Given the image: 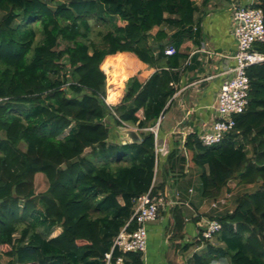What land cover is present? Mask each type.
I'll list each match as a JSON object with an SVG mask.
<instances>
[{
	"label": "trees",
	"instance_id": "1",
	"mask_svg": "<svg viewBox=\"0 0 264 264\" xmlns=\"http://www.w3.org/2000/svg\"><path fill=\"white\" fill-rule=\"evenodd\" d=\"M197 10L196 0H0V247H10L0 251V264H106L152 185L156 141L147 128L177 91L183 46L198 34ZM93 20L106 27L99 41ZM168 46L176 53L166 54ZM255 48L264 52V41ZM138 63L147 68L142 82ZM103 67L121 69L109 95L114 105L105 100ZM248 76L249 105L232 132L211 146L197 133L186 137L202 170L201 196L220 201L237 191L235 207L214 215L225 246L209 242L190 264L225 256L231 264H264V61ZM108 118L138 127L141 142H112ZM179 146L168 153L167 175L185 169ZM172 215L182 234V206ZM120 255L144 264L141 252L115 248L113 262Z\"/></svg>",
	"mask_w": 264,
	"mask_h": 264
},
{
	"label": "crops",
	"instance_id": "2",
	"mask_svg": "<svg viewBox=\"0 0 264 264\" xmlns=\"http://www.w3.org/2000/svg\"><path fill=\"white\" fill-rule=\"evenodd\" d=\"M196 2L199 6L195 13L196 42L187 41L183 46L188 55L182 66L183 74L175 84L176 93L160 118L158 143H166L168 153L176 142L180 145V135L176 130L199 135L217 118L214 106L218 92L224 80L232 75L231 69L235 65V60L229 57L237 48L231 6L234 3L248 4L250 0H212L206 7L202 6V0ZM109 58L114 56H108L106 60ZM138 65L143 70L139 73L142 82L147 68ZM111 69L114 74L115 70L113 67ZM123 128L113 125L112 142L124 144ZM168 153L160 156L156 187L166 193L169 199L176 201V205L182 206L185 225L182 234L175 232L173 207L167 205L162 208L159 217L147 225L148 243L144 264H190L193 254L205 251L209 242L224 247L220 232L210 240H205L201 234L207 222L216 219L214 215L235 207V201L228 202L230 193L227 191L223 198L225 202L216 206L213 205L214 201L201 196L202 170L191 160L189 152L183 173L167 175ZM55 230L61 231V227ZM212 264H231V258L216 257Z\"/></svg>",
	"mask_w": 264,
	"mask_h": 264
},
{
	"label": "built area",
	"instance_id": "3",
	"mask_svg": "<svg viewBox=\"0 0 264 264\" xmlns=\"http://www.w3.org/2000/svg\"><path fill=\"white\" fill-rule=\"evenodd\" d=\"M261 0H250L248 4L234 3L231 6L232 16L234 20L233 33L236 38V51L229 57L235 60V65L231 69L232 75L224 80L218 92L217 101L214 108L217 111V118L212 124L199 134V139L205 146H211L220 143L227 134L232 132L236 127V116L246 111L250 101L251 82L248 76V68L252 65L264 61V52L255 48V44L264 41V10L260 6ZM166 54L176 53L174 46H168L165 50ZM228 57V55H224ZM110 91L105 98L109 105H114L109 100ZM159 124L149 127L155 134V158L156 170L150 189L143 193L137 200L135 210L130 221L121 229L114 239L112 250L106 253V264H134L131 261L126 263L124 255H120L113 262V250L120 249L123 254L128 252H141L142 260L147 250L148 243V223L155 221L162 208L167 205L174 207L176 201L169 199L163 191L155 192L157 181V165L161 155L168 153L166 143L160 145ZM124 128H134L138 131V127L124 123ZM180 135V149L188 159V150L186 148L187 133L183 130H176ZM187 164V163H186ZM224 199L214 201L213 205L224 203ZM188 204V203H187ZM131 221H135L136 226L129 229ZM222 230V223L218 219H211L207 222L206 228L202 231V238L206 240L213 239L216 234Z\"/></svg>",
	"mask_w": 264,
	"mask_h": 264
},
{
	"label": "rangeland",
	"instance_id": "4",
	"mask_svg": "<svg viewBox=\"0 0 264 264\" xmlns=\"http://www.w3.org/2000/svg\"><path fill=\"white\" fill-rule=\"evenodd\" d=\"M0 15H2V12H0ZM93 22H94V20H93ZM102 29L103 30H106V27L103 26L102 24H97L96 22H94V31L92 33V38L94 40L99 41V37H98L97 32L99 30H102ZM105 72H106V75H107V87H108V92H109L110 90H114V87L116 86V82L115 81L116 80L118 81L120 79L121 69H119V68L115 69L114 74H113L112 71L110 73H108V71H105ZM107 122H109V124L112 126V128H113V125L115 126V123L114 122H111L110 118H108V121ZM42 185L40 184L39 188L42 187ZM228 193H230V192H228ZM234 193H237V191L236 192L233 191L232 194L230 193V195L227 196L228 197V202L234 201V198H235V195H236ZM58 231H60V230H57V231L55 230L53 232V235H55L56 233H58ZM9 249H10V247L8 245H4V246H1L0 247V251H4V252L7 251V250H9ZM7 260H8V258L7 257H4V261H7Z\"/></svg>",
	"mask_w": 264,
	"mask_h": 264
},
{
	"label": "water",
	"instance_id": "5",
	"mask_svg": "<svg viewBox=\"0 0 264 264\" xmlns=\"http://www.w3.org/2000/svg\"><path fill=\"white\" fill-rule=\"evenodd\" d=\"M121 131L124 143H139L142 140L141 136L134 128H123Z\"/></svg>",
	"mask_w": 264,
	"mask_h": 264
}]
</instances>
